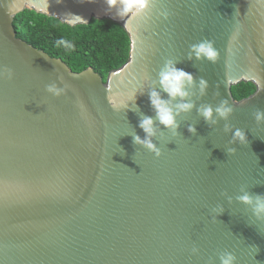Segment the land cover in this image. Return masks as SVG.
I'll return each mask as SVG.
<instances>
[{
    "label": "water",
    "instance_id": "95a60500",
    "mask_svg": "<svg viewBox=\"0 0 264 264\" xmlns=\"http://www.w3.org/2000/svg\"><path fill=\"white\" fill-rule=\"evenodd\" d=\"M26 10L71 28L117 24L129 60L105 82L93 69L74 73L17 39L14 19ZM115 17L104 0H0V70L14 73L0 80V264H219L225 251L236 264H264V224L235 202L241 186L264 195V125L252 116L264 111V0H155L147 18L126 27ZM204 40L220 53L215 66L186 59ZM169 59L207 81V95L193 96L197 108L229 101L233 133L194 110L178 137L153 140L156 159L132 136L145 138L140 116L154 118L148 91ZM53 83L68 85L67 95H48ZM247 83L254 94L236 102L232 88ZM108 99L127 109L113 111ZM237 129L248 147L229 144Z\"/></svg>",
    "mask_w": 264,
    "mask_h": 264
},
{
    "label": "clouds",
    "instance_id": "9594fccd",
    "mask_svg": "<svg viewBox=\"0 0 264 264\" xmlns=\"http://www.w3.org/2000/svg\"><path fill=\"white\" fill-rule=\"evenodd\" d=\"M59 3L60 0H57ZM95 0H81V3H94ZM108 11L115 10L116 17L120 20H126V25L129 19L147 18L151 9L154 7L155 0H104ZM165 20L168 19V15L163 14ZM74 20H78L83 24H86L79 17H73ZM62 45L64 48H71L72 45L64 39L58 41V46ZM188 62L195 61L196 63L206 62L215 66L220 60V53L215 48L214 42L204 40L196 45L190 46L189 53L186 57ZM180 63L174 59L166 60L163 67L158 73V77L152 82V86L148 91V97L150 106L154 112V118L147 116H140L139 128L143 131L145 138L141 139L140 136L134 134L132 136L133 145L136 148H142L148 153L152 154L156 159H159L162 152L158 149L153 140H157L159 137L163 139V134L168 133L173 139L180 135L179 121L181 118L189 116L194 110L197 116L202 119L205 124L210 128L215 127L220 121H224L223 131L225 134L233 133L232 126L228 123L230 117L234 114V107L229 105L228 100H222L220 104L213 108L211 105H201L199 108L193 102V96L198 92L199 97L202 99L207 95V89L209 87L206 80L201 78L198 82L196 78L186 73L183 70H178L176 65ZM14 78V73L11 69L4 68L0 70V80H6L11 82ZM61 77V83H63ZM230 81H226L224 84L228 88ZM217 89L220 84L216 85ZM158 89V90H157ZM46 93L55 99H59L66 96L69 91V86L58 87L56 84H51L46 87ZM141 95L143 93H140ZM162 94L167 96V99L162 98ZM219 96V92L215 93ZM136 96L133 97L135 101ZM108 103L113 111H120L127 109V105L124 103H117L116 100L108 99ZM255 124L259 127L264 125V111L256 110L252 114ZM187 131L190 135H196L195 126H189ZM230 145L239 144L241 147H248L249 142L247 136L243 130L237 129L234 131ZM226 155L231 157L236 155V149L229 147L226 151ZM240 195L235 197V202L244 206L250 210L253 219L259 223L264 224V195H253L250 193L246 186H241L239 189ZM221 195L227 196V193ZM233 198H228V203L231 204ZM213 215H222V206L212 210ZM212 223H216L213 219ZM199 249L193 247L191 251L192 256L199 255ZM219 264H236L235 255L225 251L218 254ZM208 264H214L213 260H209Z\"/></svg>",
    "mask_w": 264,
    "mask_h": 264
},
{
    "label": "trees",
    "instance_id": "16d2710c",
    "mask_svg": "<svg viewBox=\"0 0 264 264\" xmlns=\"http://www.w3.org/2000/svg\"><path fill=\"white\" fill-rule=\"evenodd\" d=\"M17 39L50 58L63 61L74 73L93 69L103 82L110 72L123 67L129 60L130 40L124 29L110 21L93 20L87 26L71 28L58 19L26 10L14 19ZM67 40L72 47L58 46ZM253 84H240L231 92L239 102L255 92Z\"/></svg>",
    "mask_w": 264,
    "mask_h": 264
}]
</instances>
